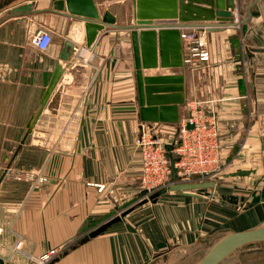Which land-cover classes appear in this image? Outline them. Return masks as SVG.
I'll list each match as a JSON object with an SVG mask.
<instances>
[{"label":"crops","instance_id":"1","mask_svg":"<svg viewBox=\"0 0 264 264\" xmlns=\"http://www.w3.org/2000/svg\"><path fill=\"white\" fill-rule=\"evenodd\" d=\"M95 1L117 24L135 23L133 0H124L127 14L114 0ZM51 2L0 0V264H32L29 256L51 248L61 251L49 264H197L222 236L264 225V0H236L233 15L246 21L252 13L246 32L244 24L192 28L208 62L144 69L186 75L179 122H147L168 148L179 141L191 101L216 117L222 145L214 188L154 194L140 181L143 121L131 31L108 27L87 46L82 20L35 11ZM29 3L32 11L16 12ZM40 29L53 35L46 50L31 41ZM64 56L75 59L66 68L70 81L55 89L31 135L48 136L46 146L22 144ZM220 264H264V241Z\"/></svg>","mask_w":264,"mask_h":264},{"label":"water","instance_id":"2","mask_svg":"<svg viewBox=\"0 0 264 264\" xmlns=\"http://www.w3.org/2000/svg\"><path fill=\"white\" fill-rule=\"evenodd\" d=\"M236 0H133L135 23L119 25L116 15L110 10H102L95 0H52L50 6L37 12L50 11L63 14L85 23L86 45L90 46L100 30L115 27L130 30L133 56L136 68L140 118L143 122L178 123L180 106L186 101L185 73L145 74L144 69L182 68L184 66V46L182 31L190 33L192 28L223 30L227 26H237L233 9ZM33 4L20 6L16 12L32 11ZM243 20V30L247 31V20ZM221 21V26H210L211 22ZM154 21H157L154 24ZM162 22V23H161ZM202 23V24H201ZM204 25V26H199ZM70 48L74 44L67 43ZM56 66L52 79L33 113L22 138L24 144L34 130L39 118L48 112V104L58 85L69 83L72 74L66 72L75 61L70 56L62 57ZM193 128V124L188 125ZM35 137V136H34ZM172 179L177 178L175 157L170 153ZM214 180L174 182L169 186L178 192H191L214 188ZM264 241V225L245 231L230 232L208 249L197 264H220L226 257L244 245Z\"/></svg>","mask_w":264,"mask_h":264},{"label":"built area","instance_id":"3","mask_svg":"<svg viewBox=\"0 0 264 264\" xmlns=\"http://www.w3.org/2000/svg\"><path fill=\"white\" fill-rule=\"evenodd\" d=\"M241 16V13L235 11L234 21L237 23L235 27L242 26ZM182 38L186 53L185 65L196 66L198 60L202 62L210 60V53L204 49L205 44L200 41L196 30L191 29L190 33L182 31ZM52 40L53 35L50 30L40 29L32 35L31 41L38 49L46 50ZM201 106L197 101L188 103L190 115L180 122L179 141L171 148L155 135L149 123H142L141 138L138 141L142 156L140 181L142 188L148 194L169 188L174 182L213 180L221 173L222 145L217 120L214 115H206ZM189 124H193V128H189ZM170 153L175 157L177 170L175 181L172 179ZM21 244L22 242L19 241L15 249L20 250ZM60 251L61 248H51L40 256H29V258L32 264H49Z\"/></svg>","mask_w":264,"mask_h":264},{"label":"rangeland","instance_id":"4","mask_svg":"<svg viewBox=\"0 0 264 264\" xmlns=\"http://www.w3.org/2000/svg\"><path fill=\"white\" fill-rule=\"evenodd\" d=\"M115 2L113 3V7L116 9V7H119V10L120 12H124L125 14H127L128 10H129V3L124 0H114ZM48 141V136H29L26 140V142L24 144H27V143H32V144H35L37 146H41V147H45L46 143ZM160 191V190H159ZM158 192V191H156ZM155 192V193H156ZM151 194H154V193H151Z\"/></svg>","mask_w":264,"mask_h":264}]
</instances>
